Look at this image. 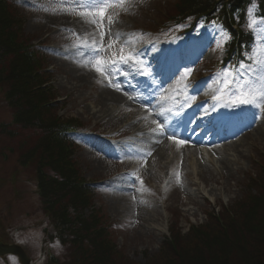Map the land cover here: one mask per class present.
I'll use <instances>...</instances> for the list:
<instances>
[{"label":"rangeland","instance_id":"rangeland-1","mask_svg":"<svg viewBox=\"0 0 264 264\" xmlns=\"http://www.w3.org/2000/svg\"><path fill=\"white\" fill-rule=\"evenodd\" d=\"M174 1L126 0L123 8L109 9L107 14L111 15L114 21L110 26L111 30L113 33L124 34L121 42L126 37L133 50L150 45L155 42L153 36L144 31L141 34L139 29L143 26L149 27L157 19L160 10ZM17 2L20 14L25 18L26 34L33 37L34 43L49 34L48 42L55 47L47 53V56L49 65L55 71L56 92L61 99H65L66 103L61 114L71 119L79 118L87 126L88 132L79 139L82 147L77 150L76 155L80 162L79 171L85 179L107 178L112 175L114 177L112 183L99 187L96 204L100 209L101 222L116 227V231H113L116 235L115 245L128 256V259L143 264L160 251L163 242L167 238L171 239V236H168L169 225L166 224V219H171L174 232L178 229L185 234L192 225L199 226L206 223V213L209 209L221 210L219 205L226 208L242 197L247 191L248 177L257 169L259 160L264 155V113H260L256 108L257 112L252 120L255 126L252 123L236 137L243 139L244 144L238 152L234 153L231 147L226 146L225 149L229 152L226 156L224 155L226 151L215 153L214 146H208L210 153L214 155L213 158L200 156L197 151L194 156L195 150L185 155L184 150L188 147L187 144H190L191 136L188 139L184 138L186 143L183 145L166 137L168 151H164V154L160 153L159 148L151 147V143L160 135L159 130L152 131L156 129L152 122H138L141 119V112L154 111L155 114L162 112L166 115L167 122L174 124L175 118L169 117V109L178 110L177 105L189 88L201 89V84L205 80L199 78L208 71L206 66L214 59L225 55V51L218 46L217 37L215 42L212 34L202 36V41H197V48L191 50L192 75L188 79L180 76L174 80L176 82L174 85L170 84L164 89L173 90V94L170 92L167 96L160 88L157 93L149 96V93H152L150 91L152 86H158L157 81L149 82L137 76L128 79L122 85L123 90L126 84L133 86L127 88L126 92H128L127 100L130 95L135 98L134 102L125 99L114 105L104 104L102 108L98 102L103 97L99 94L110 86L91 67L89 60L86 59L87 51L75 47L84 36L90 38L91 34L86 35L82 32L83 27L88 32L90 28L85 18L66 11L64 0H17ZM73 23L79 24L82 32L77 40L61 29ZM105 26L109 27L106 22ZM110 38V35H105L104 42L107 43ZM121 42H118L113 50L118 51ZM80 73L88 76L87 80L89 76H93L92 81H80L78 79ZM205 76L207 81L203 86V94L206 95L210 91L216 94L221 87V90L223 89L222 72L208 73ZM119 79L125 78L120 76ZM196 79H198L197 85L189 84ZM226 91L227 89H223L218 95H225ZM200 93L201 91H197V94ZM143 97H148L152 103L145 107L142 103ZM224 107L227 105L222 102L219 109L222 110ZM164 115L160 116V122L164 121ZM11 120L12 111L9 110L1 92L0 149L7 145L6 142L10 138L8 130L11 128L9 126ZM121 127L124 128L122 134L131 132L137 140L133 139L135 145L129 147V150L133 152L138 150V153H132L133 156H129L125 160L126 163H119L108 153V149L92 136L94 130L100 135H105L113 131L116 133ZM232 142L234 140H224L218 149ZM194 146L197 148L196 144ZM12 147L14 151L10 150L7 161L3 163L0 158L1 227L6 229L10 242L27 243L25 245L32 251L29 253L34 260L32 264H54L47 259L46 248H53L52 239L57 236L56 221H53L51 212L43 206L39 177L32 166L27 168L23 164L20 166L16 163L17 148L15 145ZM149 152L151 155H147ZM198 157L199 161L195 164L194 161ZM99 161L105 164L100 166ZM131 165H138L136 174L125 176L120 173L123 168ZM14 172L17 175L16 179H13ZM140 180H143V184ZM89 210L88 207L83 214L89 215L91 212ZM54 248L53 252H56L58 259L62 260L58 242ZM6 259L10 264H19L15 259ZM5 262L0 260V264H6Z\"/></svg>","mask_w":264,"mask_h":264},{"label":"trees","instance_id":"trees-1","mask_svg":"<svg viewBox=\"0 0 264 264\" xmlns=\"http://www.w3.org/2000/svg\"><path fill=\"white\" fill-rule=\"evenodd\" d=\"M181 0V12L217 17L226 28L230 53L240 54L254 34L248 29V10L264 16V0ZM5 4H0V85L13 111L16 125L27 128L21 141L19 162L32 166L39 177L43 206L56 221L62 260L54 264H141L128 259L116 246L115 227L101 223L99 214L82 213L81 201L71 180L63 146L50 140L57 125L51 110L43 107L50 97L34 89L41 80L27 60L10 43L5 28ZM6 32H3V31ZM230 37V38H229ZM11 39V37H10ZM235 55V54H234ZM247 179V191L221 210H211L203 225L189 232L172 230L160 251L143 264H264V155ZM73 172V173H72ZM72 173V177H71ZM51 259V258H50Z\"/></svg>","mask_w":264,"mask_h":264},{"label":"snow or ice","instance_id":"snow-or-ice-1","mask_svg":"<svg viewBox=\"0 0 264 264\" xmlns=\"http://www.w3.org/2000/svg\"><path fill=\"white\" fill-rule=\"evenodd\" d=\"M125 2L126 0H64L66 11L74 12L76 15L85 18L88 23L96 26L92 39L84 36L75 47L87 51L88 56L86 59L89 60L91 67L107 81L108 86L115 88L117 91H123L122 85L128 81L129 77L134 79L140 75L151 76L150 69L152 67L151 64L142 59L144 55L143 50L136 51L131 49L126 37L121 42L124 34L119 32L113 33L111 30L110 26L114 21L112 16L107 15V13L109 9L123 8ZM247 15L249 17L247 27L254 34V45L242 52L243 59L236 65H233L232 61H229L225 65L223 89H231L229 103L233 107L252 105L260 113H264V16L255 17L251 9L248 10ZM105 19H107L109 27L105 26ZM212 24L215 25L216 21H212ZM198 26L204 27L205 25L200 24ZM178 27L182 28L183 25H179ZM224 31L226 30L217 28L213 34L214 42L216 36H222ZM105 35L111 36L107 43L104 42ZM118 42H121L118 51L113 50ZM225 43H227V40H225ZM126 48H128V51H126ZM170 55L173 57L171 62H169L168 56H164L163 61L161 57H153V60L157 62L158 66L161 63L163 64L165 75L174 77L180 72L181 64L175 58L174 53ZM183 59V56L179 57V60ZM190 73L191 69L186 68L185 76L190 75ZM120 76H123L125 79H119ZM145 83L147 82L145 81ZM129 87L133 86L129 85ZM197 91H200V89H197ZM124 94L128 95V92L125 91ZM152 95L154 93H149V96ZM129 99H134V97L129 96ZM188 99L194 101L195 95ZM213 100L219 103L221 95L214 96ZM142 103L147 107L152 103V100L148 97H143ZM212 110H216L215 104L212 105ZM205 114H207V111H205ZM157 115L163 116V113L159 112ZM153 123L158 125L160 135H167L169 139L174 140L180 145L186 143L185 140L176 138V129L180 127L179 121L176 124H172L169 121L167 127H165V124L159 123L158 120H154ZM188 123H191V120ZM152 131L155 132L157 129H153ZM147 155H151V153L149 152ZM136 179H139V177H136ZM140 183L143 184V180H140Z\"/></svg>","mask_w":264,"mask_h":264},{"label":"bare ground","instance_id":"bare-ground-1","mask_svg":"<svg viewBox=\"0 0 264 264\" xmlns=\"http://www.w3.org/2000/svg\"><path fill=\"white\" fill-rule=\"evenodd\" d=\"M121 27V25H120ZM70 74V73H69ZM81 76L78 77V79L81 81V80H87L88 76L80 73ZM93 79V76H89V79L87 81H92ZM101 95L103 98L100 99V101L98 102V104H100L99 106L100 107H104L105 105H108V104H111V105H114V104H117V103H120V102H123L125 101L126 99V96L124 98V95H123V92L122 91H117L115 90V88H107V89H103L101 91V93L99 94ZM213 99V98H212ZM212 99L210 100L209 98H206L205 97V103L204 104H209L212 101ZM209 101V102H208ZM105 104V105H104ZM215 103H211L210 105L208 106H205L204 108L207 110H212V105H214ZM216 105V104H215ZM220 115L222 114V112L219 113ZM164 115V114H163ZM165 117V115H164ZM211 118V117H210ZM213 119V118H212ZM211 119V120H212ZM139 123H141L142 121L138 120ZM253 125L255 126V122H253ZM258 126V124L256 123V127ZM257 129V128H256ZM167 137V136H166ZM237 136L234 137V142L232 143H227V145H224L222 149H218L219 146H221L220 144H213L214 145V151L215 153H221V152H224L226 151V153H224V155H229V152L227 151V149H225L226 146H229L232 148V151L235 153V152H238L239 148L240 147H243L244 144H243V139H239V138H236ZM236 138V139H235ZM242 142V143H241ZM201 145L203 143H200ZM206 144V143H205ZM168 146V141L166 140L165 136L163 135H159L158 139L156 141H153L151 143V147L153 148H159V151L160 153H163L164 154V151H168V149L166 148ZM187 148L184 150V154L186 155L187 153L191 152L192 150H198V153L200 154H205L206 156H210L211 158H213L214 155H212L209 151V149L206 147V146H202L201 147V150L198 149L199 147H195L194 145L191 144H187ZM164 148V149H163ZM196 148V149H195ZM230 149V148H229ZM200 150V151H199ZM241 150V149H240ZM194 156H196V153L194 152L193 153ZM231 155V154H230ZM187 159V158H186ZM220 160V159H219ZM194 161V160H192ZM199 161V157L196 158V161H194V163L196 164L197 162ZM97 162V161H96ZM99 165H104L105 163L102 162V161H99Z\"/></svg>","mask_w":264,"mask_h":264},{"label":"water","instance_id":"water-1","mask_svg":"<svg viewBox=\"0 0 264 264\" xmlns=\"http://www.w3.org/2000/svg\"><path fill=\"white\" fill-rule=\"evenodd\" d=\"M2 251H8V252H16L20 255L21 261H23L24 264H29L30 260L27 258L26 254L22 250H20L19 247L14 246V248H4Z\"/></svg>","mask_w":264,"mask_h":264}]
</instances>
